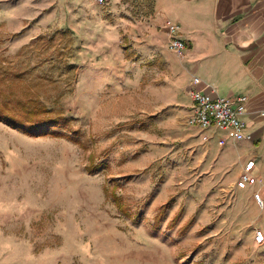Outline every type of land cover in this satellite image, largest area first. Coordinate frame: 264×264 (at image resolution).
<instances>
[{"label":"rangeland","instance_id":"374dc122","mask_svg":"<svg viewBox=\"0 0 264 264\" xmlns=\"http://www.w3.org/2000/svg\"><path fill=\"white\" fill-rule=\"evenodd\" d=\"M78 6L68 0H0L2 65L9 81L22 73L14 94L21 99L22 81L31 83L30 97L51 117L68 118L63 130L74 139L30 137L0 120V264H226L213 260L215 248L197 253L215 240L221 246V227L195 231L198 245L184 239L191 222L169 226L155 245L133 241L123 221L129 217L137 227L142 201L118 196L113 178L131 158L142 160L134 175L152 173L150 187L163 179L161 166L145 167V159L166 135L153 123L163 113L154 90L162 84L164 63L113 53L116 48L97 38L94 49V38L82 40V28L60 27L58 21L78 18ZM31 30L37 36L19 46L20 35ZM211 199L216 204L224 196ZM183 211L182 205L176 214Z\"/></svg>","mask_w":264,"mask_h":264},{"label":"crops","instance_id":"0c3cea01","mask_svg":"<svg viewBox=\"0 0 264 264\" xmlns=\"http://www.w3.org/2000/svg\"><path fill=\"white\" fill-rule=\"evenodd\" d=\"M68 1L79 5L78 18H64L58 25L82 28V40L94 38V49L97 38L100 45L116 48L113 53L127 51L147 62L158 58L164 63L162 84L154 90L163 113L153 123L166 135L145 159V167L161 166L163 179L150 187L152 173L134 175L142 160L131 158L113 178L118 196L142 201L137 227L129 217L123 221L132 228L133 241L155 245L169 226L179 229L191 222L184 239L198 245L202 240L195 231L210 225L226 229V236L221 246L215 240L197 253L212 247L214 261L264 264V241L254 242L255 231L264 235V206L259 209L253 199L258 193L264 205V0H150L145 5L142 0H109L104 10L92 0ZM170 26L176 27L174 33ZM37 32L21 34L19 46ZM172 36L185 42L182 56L168 49ZM192 87L214 97H246L241 137L187 126ZM147 141L154 144L150 135ZM251 160V180L244 189L237 188L239 174ZM219 195L223 201L213 203L211 198ZM182 205L184 211L176 214Z\"/></svg>","mask_w":264,"mask_h":264},{"label":"built area","instance_id":"2783aa9c","mask_svg":"<svg viewBox=\"0 0 264 264\" xmlns=\"http://www.w3.org/2000/svg\"><path fill=\"white\" fill-rule=\"evenodd\" d=\"M100 6H107L109 0H95ZM176 31L175 26H170V32ZM167 47L178 56H182L186 50V44L177 37H171ZM196 80L193 81L195 83ZM191 100L189 113L186 119L187 126L196 127L200 130L216 128L224 130L231 138H239L243 134L246 124L242 116L246 111L247 99L245 96H237L235 99L214 97L196 91L193 87L189 90ZM254 161L247 162L239 174L237 188L244 189L251 178V171ZM253 199L259 209L263 208V201L258 193L253 194ZM264 241V235L257 230L254 233V242L261 244Z\"/></svg>","mask_w":264,"mask_h":264},{"label":"trees","instance_id":"16d2710c","mask_svg":"<svg viewBox=\"0 0 264 264\" xmlns=\"http://www.w3.org/2000/svg\"><path fill=\"white\" fill-rule=\"evenodd\" d=\"M5 63L6 61L0 58V120L8 123L12 129L30 137L47 136L74 142V139L63 130V127L69 124V119L62 115L51 117V112L45 105L37 103L30 97L31 83L26 84L23 80L22 98L16 97L13 86L16 81L21 82L22 73L12 75L14 80L9 81L7 76L10 72L2 65ZM90 159L93 160L91 156ZM112 196L115 201H118L117 196L113 194Z\"/></svg>","mask_w":264,"mask_h":264}]
</instances>
